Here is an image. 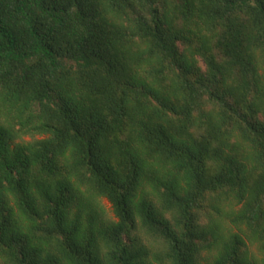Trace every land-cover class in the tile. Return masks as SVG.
I'll list each match as a JSON object with an SVG mask.
<instances>
[{"label":"trees","instance_id":"obj_1","mask_svg":"<svg viewBox=\"0 0 264 264\" xmlns=\"http://www.w3.org/2000/svg\"><path fill=\"white\" fill-rule=\"evenodd\" d=\"M0 264H264V0H0Z\"/></svg>","mask_w":264,"mask_h":264},{"label":"rangeland","instance_id":"obj_2","mask_svg":"<svg viewBox=\"0 0 264 264\" xmlns=\"http://www.w3.org/2000/svg\"><path fill=\"white\" fill-rule=\"evenodd\" d=\"M35 137L39 138L40 136L36 135ZM23 140H30V137L29 136H24ZM101 202H102L103 206L105 207L108 216L110 218H112V219H115V217L113 216V213H112V209H111L110 203L105 198H102Z\"/></svg>","mask_w":264,"mask_h":264}]
</instances>
